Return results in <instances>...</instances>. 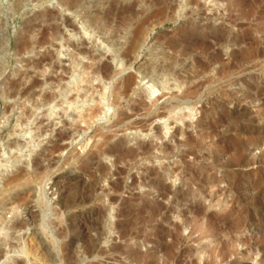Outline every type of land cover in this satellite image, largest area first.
Here are the masks:
<instances>
[{"label": "rangeland", "instance_id": "374dc122", "mask_svg": "<svg viewBox=\"0 0 264 264\" xmlns=\"http://www.w3.org/2000/svg\"><path fill=\"white\" fill-rule=\"evenodd\" d=\"M163 1L165 2L77 0L79 10L71 13L61 9V0H24L19 4L18 0H0L1 87H4L9 77H16L15 74L22 69H28V76H36L38 79H42L41 71L46 74L52 73L47 65L39 70L25 67L24 62L19 61L16 51V40L24 26L28 22L35 23L34 26H37L32 30V35H35L39 26L49 24L44 20L43 15L51 8H53L51 10L59 9L61 16L70 18L74 29L65 30L64 35L79 41L84 27L83 19L86 18L87 13L101 12L111 5V2L113 5L134 4V17L131 19L117 22L114 18L115 11L108 16V27L119 24L115 36L118 50L126 46L125 40L130 38L135 24L147 19L134 52L128 59L121 57L122 64L118 74L111 72L112 78H115L112 81L104 80L98 75L94 77L91 72L93 61L87 55L78 56V60L86 66L81 68L80 79L81 77L82 79L77 84H85L93 88L95 86L96 93L94 97L87 98L84 106L80 108L83 109L81 114L84 117L79 118L75 114L65 115L63 114L65 108L57 107L56 109H59L57 114L49 119L50 126L47 133L45 132L39 141L36 140V143L44 142V145H48L47 141L53 135L51 130L67 128L68 124H65L66 126L62 124V119L67 122H69L68 118L75 119V123L80 124L79 130H82V132L77 130L79 133L75 131L74 133L77 134H74L75 137L63 140L66 146L60 153H55L54 158L51 156L53 165L45 172L43 176L45 183L41 184L48 196H46L48 205L52 208L55 206L53 208L55 213L47 214L48 218L44 225L53 233L55 239L58 237V240L56 239L53 248L50 239L41 233L40 240L29 242L32 243L29 247L36 249L31 248L34 251L30 250L29 259L23 256L21 264L31 259L36 264H54L51 260L53 255H56V258L58 255L64 256V264H142L141 261L137 263L130 258V252L135 251V248L142 251L147 260H155L153 264H264V204L262 205V202L264 203V118H262L264 107L261 105V98L264 97V0ZM162 3L166 5L164 9L161 12L155 11ZM151 11L153 12L150 13ZM195 27H199L202 33L208 35L204 45L190 42L187 34L195 33L192 32L196 31ZM97 34L95 30H89L84 37L87 40H84V44L80 47L91 51L89 38L97 39ZM102 42L98 40V46L102 48L101 50H105V43ZM214 42L217 44H213ZM204 47H207L206 50ZM54 48L56 49L55 46L46 44L39 48H31L22 54L28 59L35 60L42 52L53 54ZM62 50L57 56L61 63L67 65L66 53H71L73 50L65 44ZM252 51H258L257 56H253ZM110 56L112 57L110 52H105L100 54L96 61L98 59L104 61L111 65V71H116L117 61L112 60ZM168 62L174 64L170 65L171 69L169 67L164 72L171 74L169 78H175L181 86H171L170 89L156 92L148 99L142 98L141 89L146 88L150 81L139 71L141 66L150 64L154 73L157 71L156 68ZM126 75L133 77L131 91L126 93L127 96H120L117 105L110 101H101L102 113L105 115L100 112L86 119V111L96 101L101 86L110 84L111 87H115L118 84V87H121ZM84 77H88V80L92 78L89 80L90 83H85ZM45 88L47 91L52 89L50 82L45 84ZM7 100L11 101L0 92V135L9 131L8 127H11L13 117L16 116L17 106L14 111L3 115V103L8 102ZM173 106L176 107L174 111L181 109V112H185L191 109L192 114L183 122L174 123L169 115ZM122 113L127 117H122ZM37 114H42V110H37ZM33 120L32 127L36 125V120ZM77 120H80V123ZM44 121L46 124L47 121ZM208 122L210 124H207ZM177 127L183 129L185 133H177ZM246 130L247 132H244ZM3 144L0 143L1 149L4 148ZM111 144L117 146L115 152L105 151V148L107 149ZM128 149L135 153L127 154ZM3 153L7 155V152ZM237 153L241 154V159H245V162L227 166L226 162ZM2 155L0 158L5 157ZM59 179L67 182V196L61 194L62 196L58 197L51 193L50 186ZM35 183H31L23 191L25 192L21 196L23 200L24 195L26 197L28 194L25 200L32 201L34 191L39 188ZM36 212L39 213L40 210L36 209ZM128 217L130 219L134 217V220ZM183 221L186 223L183 224ZM118 222L120 228L130 227L133 233H137L133 234L130 230V234L125 238H118L116 236ZM35 223L39 224V221ZM35 223L29 228H40ZM174 226H178L177 229L174 230ZM228 227L229 230H226ZM164 231L177 232V244L172 249L171 256L168 250L162 248L158 251L155 246ZM144 233L146 236H141ZM24 237H27V234ZM171 240L170 236H165L162 242L168 244ZM203 245H206L208 250L202 249ZM114 246L119 248L116 250ZM197 255L201 257L200 261L196 258Z\"/></svg>", "mask_w": 264, "mask_h": 264}, {"label": "bare ground", "instance_id": "6f19581e", "mask_svg": "<svg viewBox=\"0 0 264 264\" xmlns=\"http://www.w3.org/2000/svg\"><path fill=\"white\" fill-rule=\"evenodd\" d=\"M21 1H24V0H18V4ZM162 2H165V1L162 0ZM191 2H193V1H191ZM165 4H167V3H165ZM162 5H163V3L160 5V7L157 10L155 9V11H157V12L160 11L161 12L164 9V7L166 6V5H163V6ZM60 6H61V9L63 11H65V12L66 11H69L71 13H73L75 10H77L79 8V5H77V0H61V5ZM133 7H134V4L133 5L132 4L131 5H122V4L121 5H113L112 2H111V5H109L107 8H105V10L101 11L103 9V8H101V10H100L101 12H97L96 11L94 13H87L86 18L83 19L84 27H82L81 36L79 35L80 36L79 41H74L71 38V36L64 35L66 33L65 30H73L74 29V24L72 23V21L70 20L69 17L61 16V12L58 11L59 9L58 10H51V9H53V8H51V9H49V10H47L45 12V14L43 15V18L49 24H47L45 26H42V27L39 26L40 28L36 27V28H38V30H37V32H35L36 33L35 35H32V30L34 29L35 26H37V25L34 26L35 23L34 24H31V23L28 22L27 25L23 24L25 26H24L23 30L20 32V34L18 35L17 40H16V51H17V54L19 56V61L24 62L25 67H31L33 70L34 69L35 70H39L44 65H47V67L49 66V68H50V70H51L52 73L51 74H46L44 71H41V77H42V79H38L36 76H28L29 75L28 74V69H22V70L18 71L15 74L16 77H14V76L11 77V78L9 77L7 83L4 85V87H1L0 86L2 88V90H0V92L2 93V95L4 94V96L7 99H10L11 100L10 102L7 100L8 102L3 103V109H2L3 115L5 113L14 111V108L17 106V111L15 110L16 116L13 117V124L11 125V127H8V128H10L9 131H6V132L4 131L5 133L0 135V143H1V145L4 143L3 144V147L4 148L1 149V145H0V156L2 154L4 155L3 152H7L6 153L7 155L6 156L4 155L5 157L0 158V196H1L0 197V264H18V263L21 264L22 259L24 257H27L28 258L30 256V250L36 249L34 247H31V248H33V249H31L29 247V244H30L29 242L30 241L32 242V240H36V239H39L40 240L42 238V235H40L41 233L44 234L46 238H49L50 239V242H51V245L53 246V248L55 247V245H56L55 244L56 243V239L58 237L55 239L53 233L50 232L49 229L47 228V226L44 225L45 221H47L46 218H48L47 214L49 212H53V210H55V209H53L55 206L52 208V207H50L48 205L49 203H47V199H46V196L47 195H46V192H45V188L42 187L41 184L43 182V176H44L45 172L48 171L51 168V166L53 165V162H54L53 161V158H54L53 155L55 153H57V152L60 153V151H62L65 148L66 144L65 145L63 144V140L64 139L70 138V137H73V136L75 137V135H77L74 132L77 131V130L80 131L79 130L80 129V124L75 123V121H76L75 119H69L68 118V121L69 122H67L66 120H63L62 119L61 120V121H63L62 124H64V125L65 124H68V126H69V128L67 126L68 129L65 127L66 129L65 130H62L63 128H61L60 129L61 131L58 130V129H56L57 131L56 130H51L53 132V135H52L51 138L48 139V141H47V143L49 142L48 145H44V142H43V144H41L42 142L41 143H39V142L36 143V140L39 141V138L42 137V136H44L45 135V132L47 133V130L49 129V126H50L49 125V123H50L49 119L52 116H54L55 114H57V110L61 109L62 106L65 108V109L63 108L64 109L63 110V114L68 115V116L69 115L72 116V115L75 114L76 117H79L80 118L82 116V114H81L82 111L81 110H83V109L80 110V108H82L84 106V101L87 98L94 97L93 95H95L94 93H96L95 92V86L93 88V87H88L85 84L84 85L83 84H77L82 79V77L80 79V74H81L80 73V70H81V68H84L86 66V65L83 64V62H81V61L78 60V56H85V55H87L93 61V63L91 64V65H93V69L91 70V72H93L94 77L98 75V76L102 77L104 80L105 79H108L109 81H112L114 77L112 78V75L113 74L111 75V72H115L117 74L120 72L119 67H121V64H122L121 57H124V58L128 59L131 56V54L134 52V50L136 48L137 41H138V39L140 38L141 34L144 31V24H145V21L147 19L143 18V19H145L144 21L141 20V21H138L135 24V26H134V28L132 30V34L130 33L131 36L129 35L130 38H128L127 40H125V43L124 44H126V46L124 48L123 47L119 48L120 46H122V45L119 44L120 46L118 45L119 46L118 47L119 50H118L116 48L115 36H116V34L118 32V26H119V24H117L115 27H112V25H111V28H110V26L108 27V16L111 13L113 14V11H115L116 14H115V17L114 18L116 19L117 22L122 21V20H126V19H131V18L134 17V11L133 10L135 8L133 9ZM80 8H82V7H80ZM173 8H175V7H173ZM152 12L153 11H151L150 13H152ZM157 12H155V13H157ZM77 13H79V11ZM137 13H139V12H137ZM148 15H151V14H148ZM83 18H84V16H83ZM146 18H148V17H146ZM24 21L26 22V20H24ZM92 29L95 30L98 33L97 34L98 35L97 36L98 38L96 39V38H93V37H90V38L88 37L90 39L89 41H90V44L92 46V50L89 51V49L86 50L84 48H81L80 45L81 44H84V42L87 40V39L85 40L84 37L87 36L88 31L89 30H92ZM195 29H196V31H192V32H195V33L187 34L188 38H190V40H191V41L190 40L189 41L190 42H193L195 44L204 45L206 43V39H207L208 35L206 33H202L203 31H200L199 30V27H195ZM204 29H206V28H204ZM213 32H214L213 34H215V31H213ZM224 32H226V31H224ZM211 34H212V32H211ZM89 35H91V34H89ZM92 36H94V35H92ZM216 36H217V34H216ZM76 40H78V39H76ZM98 40H101V41H103L102 43H105V50H101L102 48L101 49L99 48L98 43H97ZM217 40H218V38H217ZM223 40H224V37H223ZM226 41H227V39H226ZM221 42H219V43H221ZM46 44H51L52 46H55L56 47V49L54 48L55 49V52H53V54L52 53H43L42 52L39 56L37 55L38 57L35 60L28 59V57H26L25 54L24 55L22 54V53L26 52L27 50H29L31 48H39V47H42V46H44ZM64 44L67 45L69 48L71 47L72 50H73V52H71V53H69V52L66 53L68 55V57H67L68 64L67 65L61 63L59 57L57 56V53L63 51L62 50V46ZM175 44H178V43H175ZM189 44L190 43L188 42L187 46ZM213 44H217V43L214 42ZM0 48H1V46H0ZM206 48L204 47V50H206ZM185 50H187V49H185ZM242 50H243V48H242ZM258 51H259V49H258ZM258 51H252L251 53L254 56V55L258 54ZM1 52H2V50L0 51V53ZM105 52H110V54L112 55V57L110 56L112 58V60L117 61L118 69L116 68L117 69L116 71L115 70L114 71L113 70L111 71L110 70L111 65L109 66L104 61L101 62V60H99V59H98V61H96V58L100 54H103ZM107 55H108V53H107ZM107 55H105V56H107ZM124 58H122V59H124ZM177 59H175V61H178ZM234 59H236V57L233 58V61H234ZM112 60H111V62H112ZM181 60H183V59H181ZM172 64H174V63L168 62L165 65H162V66H159V67L156 65L158 68L155 67L157 69V71L156 72L154 71V73L151 71V70H153V68L151 66H149L150 64L149 65L148 64H145V65H142L141 66V68H140L139 71H141L143 77H147L149 79V81H150V84L146 88L141 89L142 90V95H141L142 98H144V99L147 98L148 99V98L154 96V94L156 92H159V91L161 92V91H163L165 89H170L171 86H173V87H180L181 86L180 83H178L175 78H172V79L169 78V77H171V74H169L168 72H164V70L166 71V69L169 68L170 65H172ZM181 64H183V63H181ZM231 65L232 64H230L229 67H231ZM205 67H207V66H205ZM170 69H171V67H170ZM10 73H13V72H10ZM83 73H84V71L82 72V74ZM168 74H169V76H168ZM124 78L125 79H124V81H122L123 84H122L121 87H118V84L115 87H111L110 84H105V85L101 86L100 91L99 92L97 91L98 92L97 95H96L97 96L96 97L97 99H95L96 101L97 100L98 101L97 102L94 101L95 104L94 103H93V105L91 104L92 106L88 108V110L86 111V113H87L86 114L87 118L85 117L86 119H90L89 117H93V116L99 114L100 112L101 113L103 112L102 107H101V105H102L101 104V101H110L112 104H116V103H118V100H119L120 96H122V95H126L127 96L126 93L130 90V86L133 84L132 83L133 82V77L130 76V75L129 76L126 75V77H124ZM83 79H85V83H87L92 78L88 80V77H84ZM47 82H50V85L52 87V89L50 91H47L46 88H45V84H47ZM102 82H104V81H102ZM251 90H252V88H251ZM250 92H252V91H250ZM253 93H251V95ZM181 98H182V96H181ZM263 98H261L262 99V104H261L262 107H264V99ZM232 100H234V99H231V101ZM173 105H175V104H173ZM175 106H173L172 108L170 107L171 110L169 112V115L171 116L170 118L173 120V122L175 121L174 123L183 122L185 120V118L189 117L192 114L191 109H187V111H185V112H181L180 111L181 109L180 110H177V111H174V109L176 108ZM57 107H60V108L59 109H56ZM239 107H241V106L239 105ZM37 110H42V114L38 115L37 114ZM232 111H234V110L232 109ZM238 111L239 110H237V112ZM229 112H231V111H229ZM102 114H104V113H102ZM121 115H122V117H127L123 113ZM237 115H238V113H237ZM59 116H61V115H59ZM6 117H8V114H7ZM33 117L35 118L34 120H33ZM82 117H84V115ZM63 118H64V116H63ZM119 118H121V117H119ZM226 118H224V119H226ZM229 118H231V117L229 116ZM262 118H264V117H262ZM262 118H260V119H262ZM31 119L33 121L36 120L35 121L36 122V125L34 124L35 122L33 123L34 124V126H33L34 128L31 126V121H32ZM121 119H123V118H121ZM249 119H250V117H249ZM44 120L47 121L46 124H44V122H45ZM226 120H228V119H226ZM77 121H79V123H80V120H77ZM207 124H210V123L208 122ZM238 126H240V124H238ZM242 126H243V124H242ZM81 127H83L82 124H81ZM164 127H166L165 124H164ZM235 127H236V125H235ZM70 128H72V129H70ZM245 129H247V128L245 127ZM250 129H251V127H250ZM240 130H241V128H240ZM261 130H262V128H261ZM253 131H255V129ZM257 131H256V133H257ZM80 132H82V130ZM176 132L177 133H185L184 130L181 129L180 127H177L176 128ZM244 132H247V130L244 131ZM250 134H252V133H250ZM250 134H248V135H250ZM187 136H188V134H187ZM187 136H185V137H187ZM200 138H202V137H200ZM40 141H42V140H40ZM100 145H103V144H100ZM239 145L241 146V144H239ZM106 146H107V144H106ZM244 146L246 147V145H244ZM104 148H105V145H104ZM116 148H117L116 145H112L111 144V146L108 145L107 149L105 148V151H107V152H115ZM242 148H244V147H242ZM240 149H241V147H240ZM187 150H188V148H187ZM132 153H135V152L133 150H129L128 149L127 154H131L132 155ZM143 153H145V152H143ZM93 154L94 153H92V155ZM220 155H222V154H220ZM240 155H241L240 153H237L235 155V157H233L232 159H230V160H228L226 162V165L229 166V167H231L234 164L236 165V163H238V162L240 164L243 163V162H245L244 161L245 159L242 160ZM215 156H217V155H215ZM244 158H246V157H244ZM93 159H92V161H93ZM115 160H117V159L115 158ZM247 161H248V158L246 160V163H247ZM256 161L258 162L257 159H256ZM96 163L98 164V162H96ZM252 164H253V162H252ZM98 166H99V164H98ZM96 168L99 169V167H96ZM96 171H98V170H96ZM102 171H103V169H102ZM49 172H51V171H49ZM103 172H102V174H103ZM102 176H100V177H102ZM46 180H44V181H46ZM34 182H36L38 184L39 188L34 191L33 195L31 194L32 197L30 195V197L32 198V201L30 199H28V200H30L31 202H28L27 200H25V199H27L26 197L29 196L27 193H26L27 194L26 197L24 195V198L25 199L23 200V197H21L25 193V192L23 193V191L26 188H28L31 183H34ZM36 183H35V185L37 186ZM43 183H45V182H43ZM66 184H67L66 181H62L61 179L57 180V182L54 185H51L50 186L51 193L54 194V195H57L58 197L59 196H62L61 194H64V195L67 196L68 194L66 192V189H67ZM87 187L89 188V185ZM91 187H92V185H91ZM53 188H54V190H52ZM82 188H84V187H82ZM32 189L34 190V187H32ZM84 190H86V189H84ZM88 191H90V188H89ZM260 191H262V190H260ZM87 193H89V192H87ZM162 194H164V193H162ZM85 196H86V194H85ZM78 199H80V198H78ZM58 202H56V203H58ZM32 203H33V205H32ZM263 204L264 203L262 202V205ZM259 206H260V204H259ZM36 209H38V211L40 210V212L39 213L36 212ZM252 210H253V208H252ZM121 211H124V210H121ZM233 211H232V213H233ZM249 211H251V210H249ZM124 212L126 213L127 211H124ZM181 212H182V210H181ZM253 212H255V211H253ZM53 213H55V211ZM251 213H252V211H251ZM121 215H123V214H121ZM133 218L132 219L129 218V219L130 220H134ZM135 218H137V217H135ZM261 218H263V217H261ZM255 219H256V217H255ZM37 221H39V224L35 223ZM217 221H219V220H217ZM227 221H229V220H227ZM231 221H233V219ZM250 221L251 220H249V222ZM138 222H141V221H138ZM32 223L37 224L38 226H40V228H38V229H33V228L31 229V228H29V226ZM49 223H51V222H49ZM104 223H106V221ZM185 223H186V221H183V224H185ZM215 223H217V222H215ZM235 223H236V221H235ZM235 223H233V224H235ZM116 225H117V229H118L117 232H116V234H117L116 236L118 238H125L127 235L130 234V230H131L130 227L128 228L126 226H124V227L121 226V228H120L118 226V225H120V222H118ZM225 225H224V227H225ZM235 225H237V224H235ZM127 226H128V223H127ZM218 226H220V225H218ZM174 227L175 228H173V229L175 230V229H177L178 226H174ZM243 227H244V223H243ZM108 228H109V226H108ZM249 228H250V226H249ZM226 230H229V227ZM132 231L133 230H131V232ZM62 232H64V231H62ZM134 233L136 234L137 232H134ZM176 233H173V232H170V231H167V232L164 231L161 236L159 234V236H160L161 239L155 245L156 246V249H159L158 251H160V249L162 250V248H164V249L168 250L169 256H171L170 253L172 252V249L177 244ZM25 234H27V237H24ZM142 235H145V233L144 234H141V236ZM141 236L139 235V237H141ZM165 236H170L172 238V240H171L170 243L168 242V244L167 243L165 244L164 243L165 241L162 242V239L165 238ZM117 237H115V238H117ZM198 238H200V237H198ZM218 238H216V240ZM202 242H204V241H202ZM207 243H208V241H207ZM219 244H221V243H219ZM118 246H114V249L117 250V248H119ZM124 246H123V249H124ZM112 248H111V250H113ZM153 248H155V247H153ZM202 249H205V251L208 250L206 248V245H203L202 246ZM67 250H70V249L68 248ZM137 250L135 248V251L130 252V258H131L132 261H135L137 263L141 261L142 264H153V261H155V260H153V261L152 260H147V258H145V256H144V254L141 253L142 251L140 252L139 250L138 251ZM93 252H94V250H93ZM217 252H218V250H217ZM31 253H32V251H31ZM149 253L151 254V252H149ZM35 254H37V253H35ZM57 255H58V253H57ZM66 256H68V255L66 254ZM201 256H202V254H201ZM63 257L64 256L58 255V258H56V255H53L51 257V260L53 261L54 264H64V259L65 258L63 259ZM196 258L200 261V258L201 257L197 255ZM23 264H36V263H34V261H32V259H31L30 261L24 262Z\"/></svg>", "mask_w": 264, "mask_h": 264}]
</instances>
